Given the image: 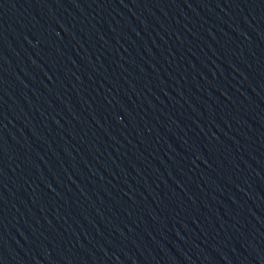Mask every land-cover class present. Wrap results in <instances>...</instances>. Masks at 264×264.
I'll use <instances>...</instances> for the list:
<instances>
[{
	"label": "water",
	"instance_id": "water-1",
	"mask_svg": "<svg viewBox=\"0 0 264 264\" xmlns=\"http://www.w3.org/2000/svg\"><path fill=\"white\" fill-rule=\"evenodd\" d=\"M31 264H264V0H50Z\"/></svg>",
	"mask_w": 264,
	"mask_h": 264
}]
</instances>
